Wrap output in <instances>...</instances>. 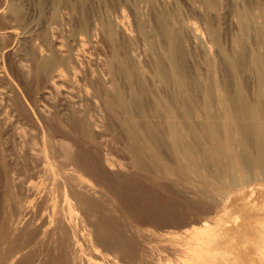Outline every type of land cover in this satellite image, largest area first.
<instances>
[{
  "label": "bare ground",
  "instance_id": "obj_1",
  "mask_svg": "<svg viewBox=\"0 0 264 264\" xmlns=\"http://www.w3.org/2000/svg\"><path fill=\"white\" fill-rule=\"evenodd\" d=\"M54 1L57 18L67 0ZM201 1L200 23L179 5L164 8L156 35L134 9L149 69L123 19L101 24V56L85 59L48 32L23 51V8L0 0V18L19 25L0 27V53L32 79L20 100L0 64V264H150L144 223L123 209L112 181L138 172L204 202L166 264H264V0H234L230 40L224 1ZM82 21L80 44L94 53Z\"/></svg>",
  "mask_w": 264,
  "mask_h": 264
},
{
  "label": "rangeland",
  "instance_id": "obj_2",
  "mask_svg": "<svg viewBox=\"0 0 264 264\" xmlns=\"http://www.w3.org/2000/svg\"><path fill=\"white\" fill-rule=\"evenodd\" d=\"M13 1L20 4L23 8L24 17L22 23L19 27L18 23H16L15 21L10 20L7 17H2L0 18L1 21L0 27H6L10 24L13 25L15 24L17 25V27L26 31L28 35L31 34V36H33V37L31 36L28 37L24 41L23 51L27 48L29 49L32 46L33 42H36L37 44H41L43 34L45 32H48L52 38H57L64 41L66 43L64 44V47L73 46L74 49H77L80 46L83 52L82 56L85 57V59H89L90 55L94 56L98 53V51L103 50L105 48L107 49V45H106L107 43H105L106 40L104 39L105 37L103 36L104 34L101 29V24L106 22L107 21L106 19H112L114 21L123 19L124 22L127 23L129 28L134 33V38H135L134 44L135 46H137L135 47L136 50L135 49L134 50L136 51L137 58L140 61L142 60L141 62H143V64L145 63L144 66L146 65L145 67L149 69L153 65V60L151 54L146 50V44L143 37H141L140 34L134 29L135 28L134 9L137 8L145 16L146 25L147 28L149 29L150 35H156L155 34L157 32L156 15L157 13L161 12V10H163L164 8L171 11H175L176 7L179 5L181 8V13H183V14L180 13V16L190 22L195 21L196 23L201 22L200 13H202L201 0H191V1L190 0L189 1L188 0H153V2H149L147 0H85V1L67 0L65 4L61 2L58 5L57 7L58 17L54 18L53 13L56 9V3L54 0H13ZM223 1L224 2L221 7L220 23L223 28V35L225 34L224 36L227 39L229 38L231 39V37L236 32V29L233 28V26L236 27V25L234 24L233 21V13L231 9L233 8L234 0H223ZM248 2H253V0H249ZM83 19H86L89 25L91 38L90 40L87 41V43L88 45L89 44L91 45V50L94 51V53H92L88 48L84 49L83 45L80 44L81 37L87 38V35L84 32H81L79 28L81 26V23L83 22L82 21ZM57 32L60 34L57 35ZM188 37L187 39L189 43L194 44L193 39H191L192 37L190 35ZM122 40L123 37L122 36L119 37V41ZM76 43L77 46L75 45ZM190 46H192V44ZM194 46H192L193 53L195 54V56L197 55L196 57L198 58L201 57L202 55V53L200 52L201 49L199 48V46L197 47L196 44H194ZM99 55L100 54L96 56ZM13 60L14 57H5V56L3 57V55L0 53V64L3 65L4 68L8 69L13 80L17 82L16 83L14 81L16 85V89H18V93H19L18 98L21 100V96L24 97V93L27 95V90L25 89H27L28 86L31 84L32 79L27 78L26 75L23 74L16 67L15 61ZM148 62L150 65L148 64ZM23 80L25 81V83H22L24 82ZM0 83L3 84L4 81L1 80ZM11 101L8 100L9 105H11ZM102 112L104 116L107 117L108 111L104 110ZM107 118H109L107 119L108 121L113 122V120L110 117ZM15 132L16 129L13 128V134L17 136L18 133ZM122 148H123L122 145H119L115 148V150H118L116 151V155L118 154L119 151L123 150ZM119 155L120 156L124 155V150L121 151V153L119 152ZM130 174L128 173L121 174V177L122 176L124 177L123 180H122L123 177L120 178V175L119 176L117 175L112 178V181L113 183L115 182L114 185L119 193L122 207L124 210H126L128 214L138 217L144 223L145 233L141 241H143L142 242L143 246L145 244H149L151 246L149 252L147 253V256L150 260L149 263L166 264L167 261H168L167 263L172 262L176 256L175 253L176 245H175V240L173 238L175 236L180 238L181 235L179 232H181V230L186 226H190L187 223L190 222V219L196 217V215L200 210L199 207H203L204 202H201L199 197L196 195L190 196V194L186 192V190L182 187H177L173 184H169L165 182L162 184H155L149 180V177L144 172L130 173ZM1 187L2 186H0V189L2 190L3 188ZM1 190L0 193L1 192L3 193H1L2 195H0L1 196L0 199L2 198L3 200L2 199L0 200V229H1V224L3 222L4 209L6 206L4 190L2 191ZM21 256L22 253H17L13 257L14 258L13 260L17 262Z\"/></svg>",
  "mask_w": 264,
  "mask_h": 264
}]
</instances>
